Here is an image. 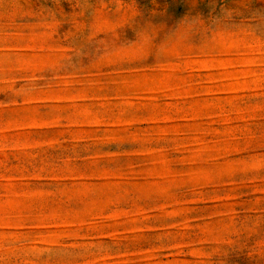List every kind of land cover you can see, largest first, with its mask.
I'll return each instance as SVG.
<instances>
[{
	"label": "rangeland",
	"instance_id": "1",
	"mask_svg": "<svg viewBox=\"0 0 264 264\" xmlns=\"http://www.w3.org/2000/svg\"><path fill=\"white\" fill-rule=\"evenodd\" d=\"M41 7L74 10L69 0H37L0 18V96L4 86L23 82L17 75L43 77L0 104V242L67 243L69 260L91 245L112 250L86 264H187L200 250L189 234L234 222L250 199L264 196L259 181L241 188L212 175L217 161L227 168L243 156L241 141L257 157L262 151L259 43L221 31L209 44L181 23L184 0H138L161 29L153 41L158 55L146 56L149 49L128 33L132 46L119 65L84 73L66 66L53 79L44 73L66 50L55 35L62 29L39 26ZM199 8L207 14L208 0ZM170 187L184 199L171 206L143 199ZM178 207L185 211L176 214ZM220 259L249 258L229 251Z\"/></svg>",
	"mask_w": 264,
	"mask_h": 264
},
{
	"label": "clouds",
	"instance_id": "2",
	"mask_svg": "<svg viewBox=\"0 0 264 264\" xmlns=\"http://www.w3.org/2000/svg\"><path fill=\"white\" fill-rule=\"evenodd\" d=\"M37 0H0V18L20 13L22 7ZM61 0H54L59 5ZM73 4V12L63 13L57 7L55 13L43 7L35 14L39 17V26L56 31V40L65 46L66 54L61 55V62L44 75L55 78V73L65 69L75 73L96 71L104 64L119 65L123 60L122 52L132 45L127 34L132 33V43L144 45L149 49L146 56L158 55L160 49L153 43L161 30L155 25L152 16L138 8V0H69ZM188 7V15L182 24H187L193 34H199L209 44L221 31L242 34L246 38L259 43L264 52V0H208L210 10L202 13L199 5L204 0H184ZM79 9V10H77ZM31 15L32 13H24ZM264 64V56L261 57ZM16 75V73H13ZM23 82L13 87L6 85L2 89L0 104L7 100L11 104L15 99L27 94V89L34 88L36 78L28 74L17 75ZM259 148V157L252 154L243 141L239 151L243 156L233 157L234 163L227 168L223 161H217L212 167L213 179L222 184L227 179L238 187L253 186L259 181V190L264 192V138ZM174 151L175 149H170ZM233 177H236L233 180ZM186 191V190H185ZM148 201L163 202L170 206L184 199L183 191L170 187L165 191H154L147 197ZM185 210L178 207L176 214ZM189 234L200 250L193 253V259L187 264H225L220 257L229 251L246 252L248 264H264V196L257 202L254 198L241 208L234 222L214 226L212 229ZM179 235V234H178ZM143 243L152 246L154 238L147 237ZM227 246V247H225ZM67 243L63 247L48 249L37 247L32 237H5L0 242V264H86L93 255L108 254L111 249L99 245L84 247L78 254L79 259L65 258ZM187 255V253H185ZM184 264V262H181Z\"/></svg>",
	"mask_w": 264,
	"mask_h": 264
}]
</instances>
